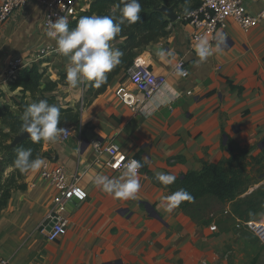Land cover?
<instances>
[{"label": "crops", "instance_id": "0c3cea01", "mask_svg": "<svg viewBox=\"0 0 264 264\" xmlns=\"http://www.w3.org/2000/svg\"><path fill=\"white\" fill-rule=\"evenodd\" d=\"M46 1L29 0L0 22V106L8 104L18 112L15 102L24 95L8 86L6 70L13 59L20 58L26 67L37 64L45 72L43 87L48 80L57 82L46 95L79 111L80 121L65 125L73 132L68 140L43 141L42 158L78 175L88 198L65 207L68 225L56 241H49V214L59 191L41 176V169L26 173V188L14 190L0 209V256L8 264H264V246L238 227L230 206L217 216L218 230H211L212 223L196 222L181 206L166 212L163 198L171 193L170 185L154 178L156 171L182 178L201 171L206 162L230 158L233 146L249 150L264 143V21L246 30L229 18L222 30L228 47L201 64L193 48L194 27L171 22L166 36L137 52L181 95L145 116L116 94L122 85L136 90L125 70L97 96L83 85L73 89L65 83L64 59L45 35ZM123 43L112 42L118 49ZM48 46L54 51L38 61L40 50ZM158 48L175 53L171 63L156 57ZM181 59L190 75L177 80L173 66ZM26 96L32 103L31 93ZM97 142L116 143L131 158L150 159L139 170L142 187L136 200L114 199L94 186L97 174L121 172L109 165L108 154L99 159ZM12 171L7 167L3 178Z\"/></svg>", "mask_w": 264, "mask_h": 264}, {"label": "clouds", "instance_id": "9594fccd", "mask_svg": "<svg viewBox=\"0 0 264 264\" xmlns=\"http://www.w3.org/2000/svg\"><path fill=\"white\" fill-rule=\"evenodd\" d=\"M183 14L186 18L194 16L195 10L190 7V0H184ZM142 5L140 0H118L109 14H93L81 16L74 27L69 26L68 16L58 17L55 22L48 18L46 37L55 42L56 52L63 56L66 64L65 83L70 88L99 89L108 81V74L122 63L124 53L115 48L112 42L122 33L123 28L141 21ZM247 23V21H245ZM227 35L217 32L211 39L215 41L213 46L208 35L195 37L193 45L197 64L204 63L214 53H220L228 47ZM156 57L161 61L171 63L169 58L175 53L169 49L158 48ZM142 61H138V65ZM173 72L177 80L188 76L182 62L173 66ZM133 79L142 83V76L136 73ZM149 84L154 82L148 81ZM145 87L147 85H144ZM181 93L167 80H161L154 92H150V99L143 106L145 116H151L160 107L170 105L179 99ZM79 98V97H78ZM21 121V132H27L32 143L46 141L52 144L60 142L68 131L64 127H58L61 122V108L47 99L38 98L24 106ZM99 148V145H97ZM16 156L13 166L20 174L40 170L44 165V159L37 155L33 158L31 148L15 149ZM150 159L120 157L117 167L122 164V170L118 176L97 174L92 178V183L101 192L119 200H136L141 190L139 170L149 164ZM154 178L164 186L176 182L177 176L156 171ZM75 194L83 198L86 193L76 189ZM164 209L171 213L184 201H193L194 197L184 188L171 192L164 198ZM264 216V214H261Z\"/></svg>", "mask_w": 264, "mask_h": 264}, {"label": "trees", "instance_id": "16d2710c", "mask_svg": "<svg viewBox=\"0 0 264 264\" xmlns=\"http://www.w3.org/2000/svg\"><path fill=\"white\" fill-rule=\"evenodd\" d=\"M142 5L141 21L134 25L123 28L122 33L114 40L124 39L120 50L124 53L122 63L108 74V81L101 88H88L90 95L97 96L105 92L110 81L122 70L130 66L138 56V50L154 43L159 38L168 34V26L171 21L161 12L162 5L174 6L176 12L183 13L184 0H140ZM202 0H190L191 9H196ZM118 0H92L89 7L82 10L78 15L69 21V26L74 27L76 21L81 16L93 14H109ZM45 72H40L37 64L21 69L17 77L9 82L11 91L21 90L23 97L20 102H15L18 106L16 112L11 105L0 106V154L4 153L0 162V172H4L7 167H13V171L7 178L0 176V209L4 207L12 192L16 189H25L23 182L25 174H20L13 166L16 156L15 149L31 148L33 158L37 155L43 157V141L32 143L30 137L21 141L17 145H12L14 137L21 133V121L24 106L29 104L26 93H31L32 102L38 98L47 99L49 103H56L54 96H47L46 92L53 91L57 87V82L48 80L43 87ZM61 122L58 127H64L67 123L78 124L80 112L70 106H62ZM247 150L233 146L231 157L219 163H204L201 171H193L178 178L170 185L171 192L179 188H184L192 194L193 201H184L180 204L196 222L206 221L210 214L215 216V210L211 209L213 203L220 205L230 204V210L239 219H252L253 216L263 212L264 207V187H258L249 194V179L245 177L246 165L240 164L241 157H245ZM264 178V177H262ZM226 212V211H224Z\"/></svg>", "mask_w": 264, "mask_h": 264}, {"label": "built area", "instance_id": "2783aa9c", "mask_svg": "<svg viewBox=\"0 0 264 264\" xmlns=\"http://www.w3.org/2000/svg\"><path fill=\"white\" fill-rule=\"evenodd\" d=\"M28 1L29 0H0V22L7 21L18 8L25 5ZM91 1L92 0H47V12L44 20L45 28L47 29L48 18L55 22L58 17L66 15L70 21L75 18L80 11L87 9ZM194 10L196 13L194 16L186 18L182 13L179 14L178 19L182 23H188L194 27V41L195 37L201 35H208L210 38L214 37L217 32L226 28L229 18H232L240 27L246 30L264 21V0H202L201 4ZM245 21H247V23H245ZM211 41L213 40L211 39ZM53 51L54 48L52 46L43 48L37 55L38 61L47 57ZM138 61H142V64L138 65ZM181 62L189 76L190 68L183 59L179 60L176 64ZM25 67L26 66L20 58L11 60L6 70L7 81L10 82L14 80L19 71ZM126 72L128 77L133 81L137 91L122 85L117 88L116 94L122 102L131 108V110L143 114L142 108L147 103V100L150 99L149 93L154 92L164 78L157 76L148 67L144 58L140 56L134 59L133 63L126 69ZM136 73L142 76V83H137L133 79ZM148 81L154 83L149 84ZM144 85L147 86L145 87ZM64 128L68 133L62 138L63 141L68 140L73 133L71 126H65ZM97 145H99V148ZM95 147L99 159L104 154L110 156L108 163L114 170H122V164L120 167L116 166L120 157L131 159V157L122 151L116 143L105 145L97 142ZM40 174L43 178L51 180L59 191L54 199L53 209L49 214L53 224L46 234L49 241H56L64 232L69 222L68 216L64 213L65 207L68 206L73 199H77V201L86 200L88 198V193L79 185L78 175L67 172L62 165L51 167L49 164H45L41 168ZM76 189L83 190L86 195H84L83 198L78 197L75 194ZM238 227H243L253 233L264 246V219H238ZM210 229L214 231L218 230L217 223H212ZM0 264H8V261L0 256Z\"/></svg>", "mask_w": 264, "mask_h": 264}, {"label": "rangeland", "instance_id": "374dc122", "mask_svg": "<svg viewBox=\"0 0 264 264\" xmlns=\"http://www.w3.org/2000/svg\"><path fill=\"white\" fill-rule=\"evenodd\" d=\"M182 14V13H179ZM247 154L245 157H241L240 159V164L244 163L246 165V172H245V177L249 179V188L248 191L243 194L245 196L246 194H249L252 192L254 189L258 188L261 184L260 187H264V143L262 145H257L251 147L249 150H247ZM4 153L0 154V157H2ZM1 162V159H0ZM1 169V165H0ZM3 176V172H0V176ZM252 190V191H251ZM228 206L230 204H225V205H220L218 203H213V207L211 209L215 210V217H212L208 219L209 224L211 223H217L218 224V218L217 216H220L221 214L224 213V211L228 210ZM263 212L253 216L252 219H264V216L261 214H264V207L262 208ZM244 234H249L253 235L250 231L247 229L243 228ZM254 236V235H253Z\"/></svg>", "mask_w": 264, "mask_h": 264}, {"label": "water", "instance_id": "95a60500", "mask_svg": "<svg viewBox=\"0 0 264 264\" xmlns=\"http://www.w3.org/2000/svg\"><path fill=\"white\" fill-rule=\"evenodd\" d=\"M159 11H161L171 22H175L179 19V14L176 12L174 6L162 5L159 8ZM63 59H64V57H63ZM64 62H65V59H64ZM26 138H29V134L27 132H21L14 137L12 145H17L18 143L25 140ZM76 201H77V199H73L72 201H70V204L75 205ZM52 224H53V222L51 223V225Z\"/></svg>", "mask_w": 264, "mask_h": 264}]
</instances>
